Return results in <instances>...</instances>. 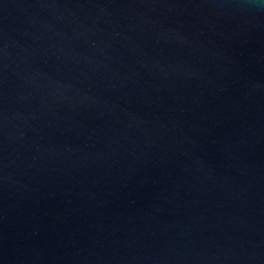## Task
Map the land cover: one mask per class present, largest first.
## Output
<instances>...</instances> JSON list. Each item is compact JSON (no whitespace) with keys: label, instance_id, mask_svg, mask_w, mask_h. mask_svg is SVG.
<instances>
[{"label":"water","instance_id":"obj_1","mask_svg":"<svg viewBox=\"0 0 264 264\" xmlns=\"http://www.w3.org/2000/svg\"><path fill=\"white\" fill-rule=\"evenodd\" d=\"M0 264H264V0H0Z\"/></svg>","mask_w":264,"mask_h":264}]
</instances>
